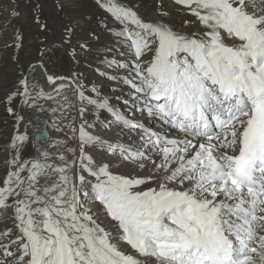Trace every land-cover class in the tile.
Here are the masks:
<instances>
[{
  "label": "snow or ice",
  "instance_id": "obj_1",
  "mask_svg": "<svg viewBox=\"0 0 264 264\" xmlns=\"http://www.w3.org/2000/svg\"><path fill=\"white\" fill-rule=\"evenodd\" d=\"M153 3L141 15L97 0L118 22L116 57L100 54L95 28L71 19L62 26L52 49L74 65L101 60L113 70L101 75L128 88L141 120L122 116L83 73L44 68L57 96L71 81L80 124L75 146L65 142L56 155L41 144L24 159L27 135L11 138L0 177V264H264V0ZM8 10L19 17L11 3ZM13 46L19 64L20 30ZM36 71L22 68L0 100L17 126L14 103L40 111V100L53 99ZM102 110L114 117L115 140L88 122L87 113ZM125 131H138V141H121Z\"/></svg>",
  "mask_w": 264,
  "mask_h": 264
},
{
  "label": "rangeland",
  "instance_id": "obj_2",
  "mask_svg": "<svg viewBox=\"0 0 264 264\" xmlns=\"http://www.w3.org/2000/svg\"><path fill=\"white\" fill-rule=\"evenodd\" d=\"M63 2L65 7L62 11L57 6L58 0H2L0 2V100H3L5 91L16 83V78L20 75L22 68H28L30 64L34 65V60L40 59V53L43 51L45 54L42 64L44 68L48 69V72L64 77L70 76L73 71L83 73L84 81L89 82V88L92 86L97 88L100 98H107L114 107L120 110L121 115L124 113L122 116L125 118L140 121L141 114L131 106L128 88L116 81L106 79L105 75H101V73L113 71L106 69L101 60L93 57L91 63L74 65L69 63L66 56L62 55V50L52 49V45L58 42L57 38L62 26L71 19L72 21H80L81 27L95 28L101 38L100 54L116 57L117 45L112 34L119 30L118 22L112 20L107 12L97 6V0H63ZM116 2L124 6H136L141 15H148L154 8L153 0H116ZM9 3L17 8L20 13L19 17L10 18ZM37 4H41L43 7L38 9ZM37 16L41 23L48 25L47 30L42 32L35 24L34 17ZM101 21L109 24L111 33L104 29ZM17 30L23 34L24 45L19 50L21 58L19 64L14 60L16 49L13 46V38ZM46 39L47 46L42 43ZM109 49L112 51L109 52ZM63 83L68 86L71 81H64ZM73 89L74 86H69L62 91L60 90V95L57 96L54 90L51 91L52 88L49 85L44 92L47 91L46 94L51 95L53 99H42L51 102L52 110H55L51 112L57 113L64 125L62 130L64 131L63 141L67 142L70 147H73L71 144H74V141L71 143L70 139L72 128L73 126L78 127L80 124L79 106ZM64 97H67V102H65ZM116 97H120V99L118 100ZM125 100H129V103L125 104ZM19 106V103L12 105L17 113ZM44 106L45 110H49L48 105L44 104ZM6 107L5 103L0 102V176L4 175L6 159L10 156L7 146L19 128L14 118L7 113ZM42 111L40 110L39 113L42 114ZM86 116L89 123L96 125L93 130H112L115 126L114 123H111L112 114L106 110L91 111ZM53 123L56 124V121L53 120ZM150 128L156 129L154 125ZM116 132L119 133V130ZM137 133L138 131H125L120 139L123 142L138 141L139 135ZM53 149L49 148V151L52 153ZM63 149L65 150V145ZM2 219L0 217V222Z\"/></svg>",
  "mask_w": 264,
  "mask_h": 264
},
{
  "label": "bare ground",
  "instance_id": "obj_3",
  "mask_svg": "<svg viewBox=\"0 0 264 264\" xmlns=\"http://www.w3.org/2000/svg\"><path fill=\"white\" fill-rule=\"evenodd\" d=\"M43 1H45V0H43ZM33 64L37 68L35 79H36V81H39L38 87H43V89L45 90L46 87L49 86V85L44 80V76L46 75V73H44V67L43 68L39 67V65L41 64V60L40 59L34 60ZM30 81H31V78H30ZM68 87L69 86L65 85V87L62 88L61 91L63 89H65V88H68ZM51 91H53V89ZM45 93H47V91ZM46 101L40 100L38 102L40 108L43 110L42 114L39 113V111H37V110H35L33 108L27 107L26 105L20 104V106H19V110H18L17 114L21 115L23 117V119H22V121H21V123L19 125L17 134H25L28 137V140H26L24 142V147L21 149V156L24 159H31V158H33L35 156V153L33 151L32 138H33V135L35 133L40 131V127H41L43 119H47L49 121L48 129H49V132H50V137L47 140L42 139L40 141V143L48 151H49V148H54L53 151H52L53 155H56L59 152H63L64 151L63 146L65 145V141H63V137H62V135L64 133V131H62L64 125L62 124V121L60 120V118L57 116L58 114L55 113V112H51V111H53L52 107L50 105L51 102L49 103L48 101L47 102ZM44 104H46V106L48 105L49 110H45ZM77 105L79 106V101L78 100H77ZM53 120L56 121V124L53 123ZM111 123H114V125H115L112 130H105V131L92 130V131L98 132L99 134H102L104 137H106V138H108L110 140H115V138H116V136L118 134L116 132V130H119V129L117 128V126L115 124L114 117H112ZM144 123L146 124L147 127H151V126L154 125L155 128H156V129H154V131H158V132H163L164 131V129L161 127V125L158 122H151V121H146L145 120ZM78 127H76V128H78ZM58 128L60 129L59 131L57 130ZM172 135H175V134L172 133ZM72 142H73V140L71 139V143ZM52 145H56V147H52ZM72 145L74 147L75 146V142H74V144H71V146ZM8 153L10 155L9 151H8ZM1 174H2V172H1ZM2 176H0V177H2Z\"/></svg>",
  "mask_w": 264,
  "mask_h": 264
},
{
  "label": "water",
  "instance_id": "obj_4",
  "mask_svg": "<svg viewBox=\"0 0 264 264\" xmlns=\"http://www.w3.org/2000/svg\"><path fill=\"white\" fill-rule=\"evenodd\" d=\"M48 125H49V121L47 119H43L41 127H40V131L33 135L32 144H33V151H34L35 154H36V148L34 147V145L40 146L41 145L40 141L42 139L47 140L50 137V132L48 130ZM36 136H39L40 140L34 139V137H36Z\"/></svg>",
  "mask_w": 264,
  "mask_h": 264
}]
</instances>
